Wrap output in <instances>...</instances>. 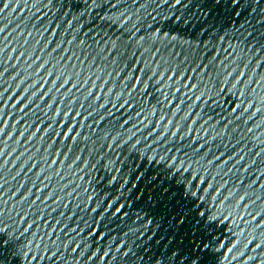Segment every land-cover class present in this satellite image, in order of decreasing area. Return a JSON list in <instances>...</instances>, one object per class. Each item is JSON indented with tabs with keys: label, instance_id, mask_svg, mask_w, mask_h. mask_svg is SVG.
Masks as SVG:
<instances>
[{
	"label": "water",
	"instance_id": "95a60500",
	"mask_svg": "<svg viewBox=\"0 0 264 264\" xmlns=\"http://www.w3.org/2000/svg\"><path fill=\"white\" fill-rule=\"evenodd\" d=\"M3 3L0 264L257 255L264 0Z\"/></svg>",
	"mask_w": 264,
	"mask_h": 264
},
{
	"label": "snow or ice",
	"instance_id": "6c2138e0",
	"mask_svg": "<svg viewBox=\"0 0 264 264\" xmlns=\"http://www.w3.org/2000/svg\"><path fill=\"white\" fill-rule=\"evenodd\" d=\"M49 2H50V0H49ZM180 2V0H177V3H179ZM240 2H241V0H235V3H236V6L237 7H239V4H240ZM89 3H92V4H95L96 3V0H89ZM0 5H2V6H0V14H3L4 12H5V10H7V9H9L10 7H11V3H3V0H0ZM16 10H18V9H16ZM16 10H14V11H16ZM237 15H240V13H237ZM6 29L5 28H0V33H3L4 31H5ZM251 35V34H250ZM259 57H257V59H258ZM0 75H3V73L2 72H0ZM51 75V74H50ZM67 83V82H66ZM137 83H140V81H137ZM57 88H59V86H57ZM5 91H7V90H5ZM50 91V90H49ZM34 94V93H33ZM4 95V93L3 92H0V97H2ZM15 95H18V93L17 94H15ZM15 95H13V96H11V97H9V100H11V99H14L15 98ZM43 95H45V93L44 92H41L40 93V96H43ZM37 98H39V97H37ZM24 99H27V96H25V97H23L21 100H19V101H17V104L16 105H13V107H19V105L20 104H22L23 103V100ZM197 99H199V97H197ZM46 102V101H45ZM0 103H3V101L2 100H0ZM30 106V105H29ZM52 107V105H49V108H51ZM240 106L239 105H236V108H239ZM250 108L251 107H254V105H250L249 106ZM236 108H234L233 109V111H235L236 110ZM22 112H25L26 111V108H24V109H20ZM242 111H244V112H247L248 111V109H243ZM257 111H260L259 109H257ZM57 115L59 116V115H61V113H59V112H57ZM251 115V114H250ZM0 123H3V120L2 119H0ZM65 127H67V125H65ZM43 129H38L37 131H42ZM68 130V132L69 133H73L74 132V128H68L67 129ZM0 132H2V130H0ZM6 134V133H5ZM34 134V133H33ZM20 135H23V133H21ZM57 135H63V133H58ZM68 139H71L72 137H71V135H69L68 137H67ZM2 155H4V153H0V156H2ZM221 159V157H217V160L219 161ZM230 159H232V157H231V155H229V160ZM243 160V157L242 156H240V157H237L236 158V163L237 164H241V167L243 166L242 165V163H241V161ZM211 162V161H210ZM224 163L225 164H227L228 163V160H225L224 161ZM190 167V166H189ZM181 170H183V171H188L189 169H181ZM262 178H264V177H262ZM15 179V178H14ZM193 179H196V180H198L199 179V177L197 176V177H194ZM201 183L202 184H206L207 182L206 181H201ZM23 187V186H22ZM208 187L209 188H212V186L211 185H208ZM3 190V185H0V191H2ZM213 191L215 190L214 188L212 189ZM200 191H203V189H200ZM193 195H195V193H193ZM197 198H199V197H197ZM243 199V198H242ZM33 202H35V201H33ZM254 203H255V201H253ZM245 203H246V201H245ZM250 215H252V218H253V220H255V225H256V227H258L260 230H261V232L262 233H264V225H261L260 224V220H264V215H260V217L259 218H257L256 217V215L255 214H251L250 213ZM29 227H31V226H29ZM255 245L254 247H251L249 250L250 251H252V252H254V253H257V255H254V256H248V258H247V260L245 261V264H255V262L257 261V260H259L260 259V255L262 254V253H264V242H259V243H257V242H255V238H253L252 240H249L248 241V245ZM248 245H245V247H248ZM78 248H79V246H77V249H73V251H77V254H79V252H78ZM239 251V249L237 248V246H233V248L232 249H228V251L231 253V252H233V251ZM123 251V248H120V249H117V252H122ZM131 253L130 252H123V255L125 256V257H127V256H129ZM92 254L90 253L89 254V257L91 256ZM103 255L106 257V258H108V257H110V253H108V252H105V253H103ZM246 255V253L245 252H241L240 253V259H242L244 256ZM85 258H88V257H85ZM96 259H99V256H96L95 257ZM231 259H237V257H235V256H233V257H230ZM36 259H39V257H37ZM93 264H94V262H93ZM105 264H107V259L105 260ZM153 264H155V261L153 262ZM262 264H264V261H262Z\"/></svg>",
	"mask_w": 264,
	"mask_h": 264
}]
</instances>
